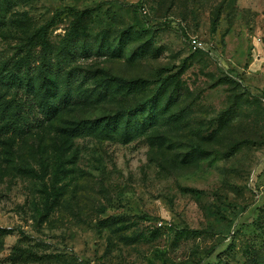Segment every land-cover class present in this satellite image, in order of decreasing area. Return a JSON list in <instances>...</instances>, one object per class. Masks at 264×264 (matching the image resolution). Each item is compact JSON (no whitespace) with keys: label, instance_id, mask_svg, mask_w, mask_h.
I'll return each instance as SVG.
<instances>
[{"label":"rangeland","instance_id":"rangeland-1","mask_svg":"<svg viewBox=\"0 0 264 264\" xmlns=\"http://www.w3.org/2000/svg\"><path fill=\"white\" fill-rule=\"evenodd\" d=\"M51 83L82 100L38 127ZM0 230V264H264V0H0Z\"/></svg>","mask_w":264,"mask_h":264},{"label":"trees","instance_id":"trees-1","mask_svg":"<svg viewBox=\"0 0 264 264\" xmlns=\"http://www.w3.org/2000/svg\"><path fill=\"white\" fill-rule=\"evenodd\" d=\"M47 61H44L41 65V70L42 72H49L53 73L54 70L51 68V66L47 67ZM43 89V100L42 103L40 104L39 107V112L42 115L41 121L37 124L38 127L43 126V124L47 121L52 120L60 111V109L63 106H68L74 103H79L82 100V97L80 95L75 96L72 93L71 86L69 87V90L67 93L63 94L60 98V101L58 105L54 106L51 104L50 99L55 97L58 94V89L57 87L51 83L50 87H47L46 89ZM125 113H120L117 114L110 119H98L95 121H86L83 123H80L77 125L76 128H73L72 134L73 135H81L84 133H91V132H96L98 130H104V129H115L119 127L122 124L123 117ZM128 121L126 122V131L127 133H130L131 131H137L140 126H144L143 123H140L136 120L132 121L130 119H127ZM4 230H0V233H3Z\"/></svg>","mask_w":264,"mask_h":264},{"label":"built area","instance_id":"built-area-1","mask_svg":"<svg viewBox=\"0 0 264 264\" xmlns=\"http://www.w3.org/2000/svg\"><path fill=\"white\" fill-rule=\"evenodd\" d=\"M191 46L194 48V50H200L204 49V43L197 37H192L190 40Z\"/></svg>","mask_w":264,"mask_h":264}]
</instances>
